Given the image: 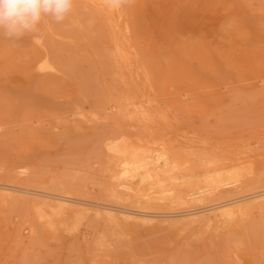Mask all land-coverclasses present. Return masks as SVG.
Instances as JSON below:
<instances>
[{"label":"rangeland","instance_id":"1","mask_svg":"<svg viewBox=\"0 0 264 264\" xmlns=\"http://www.w3.org/2000/svg\"><path fill=\"white\" fill-rule=\"evenodd\" d=\"M112 1L0 33V264H264V0Z\"/></svg>","mask_w":264,"mask_h":264},{"label":"clouds","instance_id":"2","mask_svg":"<svg viewBox=\"0 0 264 264\" xmlns=\"http://www.w3.org/2000/svg\"><path fill=\"white\" fill-rule=\"evenodd\" d=\"M73 6L74 0H0V33L18 40L36 32L45 17L63 22Z\"/></svg>","mask_w":264,"mask_h":264},{"label":"bare ground","instance_id":"3","mask_svg":"<svg viewBox=\"0 0 264 264\" xmlns=\"http://www.w3.org/2000/svg\"><path fill=\"white\" fill-rule=\"evenodd\" d=\"M94 1H97V0H94ZM107 1H112V0H107ZM102 2H103V0H101V4H102ZM104 2H106V0H104ZM104 2H103V4H104ZM113 2V1H112ZM110 7V6H109ZM111 7H114V5L113 6H111ZM44 66H45V64H44ZM133 157V156H132ZM131 157V158H132ZM168 157V156H167ZM157 158V157H156ZM130 160V159H129ZM157 160H158V158H157ZM162 160H164V159H162ZM166 161H167V159H165ZM164 160V162L166 163V161ZM131 161H132V159H131ZM148 161V160H147ZM150 162V161H149ZM153 162V161H152ZM155 162H157V161H155ZM134 163V162H133ZM158 163V162H157ZM132 164V163H131ZM142 164V163H141ZM132 165H136V164H132ZM124 166V165H123ZM167 166V165H166ZM125 168H127L126 166H124ZM144 168V167H143ZM133 170H135V169H133ZM140 170H142V167H141V169ZM158 170V169H157ZM145 171V170H144ZM143 171V172H144ZM170 171V170H169ZM177 171V170H176ZM165 172V171H164ZM124 174L125 175H128L129 174V171H127V169L124 171ZM123 174V175H124ZM124 175V176H125ZM134 175V174H133ZM132 175V176H133ZM144 176V175H143ZM158 174L157 175H154L153 173H151L150 172V170L149 169H146V175H145V178L146 179H155L158 183H161L162 181L158 178ZM128 177V176H127ZM134 178H135V175L133 176ZM183 177V176H182ZM130 178V177H129ZM144 178V179H145ZM183 181V180H182ZM174 182H176V181H174ZM175 184V183H174ZM159 186V185H158ZM5 189V188H4ZM198 189V188H197ZM28 193V192H27ZM44 197V196H43ZM59 197V196H58ZM58 197H56L55 199H57ZM66 197H64V199L63 198H61V196H60V198L58 199V201H57V205L58 206H60V207H62V206H66L67 205V202H69V201H67V199H65ZM144 198V197H143ZM71 201V200H70ZM73 202H74V200H72ZM75 203V202H74ZM78 203V202H77ZM81 204H82V202H81ZM85 205H87L86 203H85ZM89 206V205H88ZM97 206H99V205H97ZM96 207V206H95ZM97 208H99V207H97ZM103 208V207H102ZM104 208H105V206H104ZM100 209V208H99ZM107 209H110V208H107ZM124 210V209H123ZM126 210V209H125ZM114 211V209L112 210H110V211H107L106 212V214L109 216V217H115V213L113 212ZM227 211H232V210H227ZM118 212H120V211H118ZM142 214V213H141ZM141 214H137V213H135V211L134 212H131V211H122L121 213H120V216L121 217H123L124 219H126V220H135V221H142V222H145V221H147V219H144V218H141V217H139V215L140 216H142ZM144 214V213H143ZM148 216V215H147ZM151 217V216H150ZM196 220V219H195Z\"/></svg>","mask_w":264,"mask_h":264}]
</instances>
